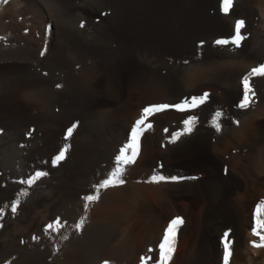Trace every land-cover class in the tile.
<instances>
[{"label": "bare ground", "instance_id": "1", "mask_svg": "<svg viewBox=\"0 0 264 264\" xmlns=\"http://www.w3.org/2000/svg\"><path fill=\"white\" fill-rule=\"evenodd\" d=\"M22 1L25 3H11L16 9ZM205 1L217 5L218 0H198L200 15L204 13ZM236 5L250 14H246L250 21L246 31L250 33L252 51L236 64L212 70L191 67L180 85L192 86L195 97L209 93L208 100L193 110L169 109L150 118L153 127L140 135L135 162L124 166L125 184L102 190L99 201L90 204L87 211L82 197L94 194L93 186L114 169L116 157L131 141L142 109L167 104L169 96L143 72L146 60L134 57L130 70L113 71L109 66L84 69L69 62L64 66L69 76L66 96L45 99V90L52 96L61 91L56 86L57 78L51 74L52 66L70 50L69 45L81 42L55 20L47 54L40 57L48 75L39 76L33 84L19 83L18 91L10 96L11 106L24 117L33 114L43 134L44 150L54 155L65 144L69 147L66 159L56 166L60 177L38 201L53 198L63 213L61 223L67 222L60 235H55L56 243H61L55 255L58 264H145L142 258H147L146 264H156L158 246L176 217H182L184 223L177 230L169 264H223L222 237L228 230L233 251L230 264H264V248L250 245L252 240L259 242L252 234L253 215L257 205L264 203V77H254L252 81L257 93L254 107H236L241 99L240 75L255 62L264 61V0H239ZM227 16H211L209 33H214L213 25L223 31L234 29L237 8ZM8 17L5 8L0 23L4 24ZM17 56L18 50L0 46L1 60ZM14 66L0 65V77L15 75L19 70ZM33 98L41 103L33 105ZM56 103L67 106L69 120L59 117L62 114L55 110ZM212 104L217 107L209 111ZM216 111L225 114L219 132L211 123ZM190 115L196 117L192 132L170 142L172 133L181 130L182 121ZM78 117L81 122L77 124L72 119ZM73 125L72 136L66 137L67 129ZM154 173L183 179L159 184L145 182ZM81 217H86L85 225L76 231L72 225Z\"/></svg>", "mask_w": 264, "mask_h": 264}, {"label": "rangeland", "instance_id": "2", "mask_svg": "<svg viewBox=\"0 0 264 264\" xmlns=\"http://www.w3.org/2000/svg\"><path fill=\"white\" fill-rule=\"evenodd\" d=\"M12 1L0 0V15L5 8L10 14L4 24L0 23V37L5 38L0 39L1 49L19 51L17 59H0V65L8 63L19 70L15 75L0 77V129L3 130L0 132V206H10L17 193L26 187L17 182L20 178H28L36 170L46 171L49 175L29 188V195L21 198L17 214L12 215L6 209V215L0 218V264H58L55 255L61 243H56L55 235H60L61 229L56 232L45 231V228L58 217L62 220L63 213L61 207L54 205L53 198L38 202L60 177L56 170L59 164L52 163L57 154L52 155L50 150L42 148L43 134L37 128L33 114L25 115V118L11 106L13 96H10L11 92L18 91L19 83L33 84L39 76L48 75L40 64V57L47 54L45 49L56 29L55 20L81 42L69 45L70 50L52 66L51 74L57 78L61 91L52 96L45 90V99L66 96L69 76L64 66L69 62L84 69L109 66L116 71L119 68L130 70L133 67L130 60L142 57L147 62L143 72L169 96L165 103L176 104L195 96H192V86L183 88L180 85L191 67L204 66L212 70L220 65L236 64L252 51L248 41L250 33L246 29L243 31L247 39L240 47L216 45L217 39L232 37L234 29L223 31L213 25L214 33L210 34V17L216 14L226 18L237 8V20H247V27L250 14L236 5L239 0H234L236 3L227 15L221 11V0L217 5L205 1L202 15L198 0H25L16 9ZM200 19L203 29H200ZM82 22L84 27H80ZM255 48L259 49V46ZM261 63L264 61L244 69L238 80L240 85L242 78ZM40 103L41 100L33 98V105ZM216 107L210 105L209 111ZM55 110L62 114L59 117L69 120L65 104L56 103ZM72 120L77 124L81 122L79 117ZM30 130H33L31 136L27 135ZM33 236L38 239L34 240Z\"/></svg>", "mask_w": 264, "mask_h": 264}, {"label": "snow or ice", "instance_id": "3", "mask_svg": "<svg viewBox=\"0 0 264 264\" xmlns=\"http://www.w3.org/2000/svg\"><path fill=\"white\" fill-rule=\"evenodd\" d=\"M7 2V0H5ZM234 6V0H221V11L227 15L230 13ZM84 23L82 22L80 27H84ZM246 29V21L243 19L237 20L234 24V34L232 37L228 39H217L214 43L220 46L233 45L234 47H240L241 43L247 39V35L244 34ZM27 31V29L25 30ZM0 39H5L0 37ZM203 41H201V45H203ZM46 50V49H45ZM41 55H44V51H41ZM188 63V61H185ZM254 77H264V63H261L257 67H253L250 72H248L241 81V99L236 104V107L241 110H248L253 108L256 100L257 93L253 86L252 80ZM58 88L61 85H56ZM209 98V93L205 92L200 97H191L185 98L180 103L176 104H152L144 107L142 109V113L140 118L136 121L135 127L131 133V141L128 143L122 150L121 154L116 157L115 167L114 169L107 175L105 179H103L98 185H94V194L90 193L82 197L84 201V209L88 210L90 204H94L100 199V194L102 190H107L110 187H119L125 184V180L123 179L124 166L129 165L135 162L136 156L139 154V138L140 135L147 129H151L153 124L150 122V118L154 117L156 114L164 112L169 109H175L180 112H186L189 110H193L198 108L200 105H203ZM224 113L222 111H216L211 120L212 125L215 127L216 131L222 130L221 119L224 117ZM196 122V117L194 115H190L187 119L182 121L184 127L181 130H178L172 133L170 137V142L174 143L180 139L181 136L190 134L193 130V126ZM235 124L239 125V120L233 121ZM75 125L67 129L66 137H71L73 134V129ZM3 130L0 129V132ZM33 130H30L27 135L31 136ZM165 132H168V129H164ZM69 151V147L67 144L63 146V148L59 151V153L53 158L52 163L54 165H58L61 161L66 159V155ZM49 173L43 170H36L32 175L28 178H20L17 182L25 185L20 192L17 193L16 199L11 202V205L0 206V218H3L6 215V209L10 211L12 215L17 214L21 204L22 197L26 198L29 195V188L35 185L37 181L41 180V178L48 176ZM179 179H183L182 177H166L162 174L154 173L148 181V183L159 184L161 182L177 181ZM86 217H81L79 222L72 225V227L76 231H81L85 225ZM67 222L61 223L60 218H56L53 223H49L45 231H60L61 228ZM184 223L182 217H176L171 220L168 228L166 229L165 235L163 237L162 243L159 247V260L156 264H169L172 259V256L175 252V242L177 236V230L180 225ZM2 226V225H0ZM230 231L228 230L223 234L222 237V248H223V264H230V259L233 255L232 251V240L230 239ZM252 234L259 238V242L256 240L250 241V245L253 248L261 249L264 248V203L258 204L253 215V227ZM63 239H67V236H63ZM33 239H38V237L33 236ZM23 243V241H21ZM147 258H142L146 264ZM104 264H110L109 261H104Z\"/></svg>", "mask_w": 264, "mask_h": 264}]
</instances>
